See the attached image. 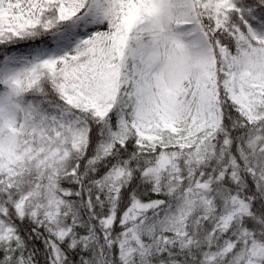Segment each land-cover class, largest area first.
<instances>
[{"label":"snow or ice","instance_id":"6c2138e0","mask_svg":"<svg viewBox=\"0 0 264 264\" xmlns=\"http://www.w3.org/2000/svg\"><path fill=\"white\" fill-rule=\"evenodd\" d=\"M0 264H264V0H0Z\"/></svg>","mask_w":264,"mask_h":264}]
</instances>
